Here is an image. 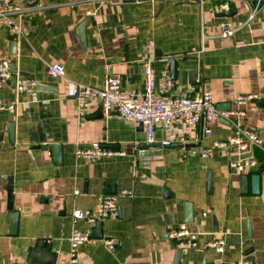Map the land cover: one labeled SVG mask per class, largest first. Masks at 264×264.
<instances>
[{
    "label": "crops",
    "instance_id": "crops-1",
    "mask_svg": "<svg viewBox=\"0 0 264 264\" xmlns=\"http://www.w3.org/2000/svg\"><path fill=\"white\" fill-rule=\"evenodd\" d=\"M11 2L27 11L20 22L25 36L13 35L0 22V58L29 75L17 79H34L46 90H38L32 102L11 82L0 87V264H69L73 229L89 228L85 221L74 224V214L94 208L108 182L117 194L134 195L121 197L117 216L101 221V239L80 247L84 264H174L179 250L180 264L264 263V152L215 146L228 143L237 124L264 133V0ZM225 12L235 14L220 17ZM88 19L83 45L78 29ZM222 22L234 28L231 37H221ZM147 61L158 77L174 81V92L195 86L211 92L218 106H230L226 113L233 115L223 119L228 123L215 122L210 136L201 128L159 129L157 144L147 145L142 129L115 113L102 114L98 100L82 116L68 96L69 82L102 88L107 65L122 75L124 88L142 91ZM57 64L65 74L55 80L48 68ZM243 95L259 99L240 104ZM181 136L188 139L185 146H161ZM95 143L123 154L77 156L79 148ZM50 145L60 152L44 149ZM144 146L154 148L141 151ZM193 148L212 154L204 158ZM248 159L257 166L244 172L230 166ZM253 175L261 177L259 194L252 191ZM188 205L192 223L186 222ZM183 223L199 234L195 247H180L171 237ZM222 238L224 254L206 247ZM107 239L117 241L115 250Z\"/></svg>",
    "mask_w": 264,
    "mask_h": 264
},
{
    "label": "built area",
    "instance_id": "built-area-1",
    "mask_svg": "<svg viewBox=\"0 0 264 264\" xmlns=\"http://www.w3.org/2000/svg\"><path fill=\"white\" fill-rule=\"evenodd\" d=\"M111 1L121 2L123 0ZM255 1L259 4L262 0ZM223 7L226 10L229 9L227 5ZM26 13V10L14 6L11 0L0 1V22L8 26L13 35L25 36L20 22ZM220 29L222 38H229L235 33L234 28L228 22H222ZM152 47L153 44H149V48ZM104 69L106 73L102 88L69 82L68 96L76 101L78 113L82 116L86 114L91 103L98 100L104 115L109 116L115 113L125 122L135 127H141L145 133L147 145L157 144V131L159 129L201 128L202 134L210 136L213 134L215 122L233 115V113H226L218 109V104L211 92L195 86L179 88L174 92L176 90L174 81L169 77H158L149 61L144 64L145 87L142 91L124 88L121 74L110 72L109 65L105 66ZM48 73L52 79L57 80L64 76L65 69L58 64L51 65L48 68ZM12 77L10 61L0 58V87L9 85ZM16 91L34 102L38 98V83L31 78L19 77L16 83ZM258 99L257 95H243L238 97V103L245 104ZM7 108L13 110L14 106L11 105ZM7 108L3 107L2 110ZM174 143L185 146L188 139L181 136L173 142L162 141L161 146L170 147ZM227 144L237 147L241 153L253 151L254 148L264 152V133L247 130L237 124L233 138L228 143H218L215 146L226 147ZM192 152L194 154L199 153L204 158L212 154L211 150L199 151L194 148ZM76 154L79 158L97 160L101 157L119 156L123 153L104 149L100 144L95 143L90 148H79ZM230 166L232 169L244 172L246 167H256L257 163L250 159L238 160L233 161ZM133 195V190H124L115 195H102L94 208L81 210L74 214V224L85 221L89 228L85 231L78 228L73 229L70 237L69 264H84L80 258V247L97 241L93 237V230L97 223L117 216L119 199L123 196ZM171 237L178 241L180 247H195L199 234L192 230L189 224L183 223L171 234ZM104 242L110 250H115L118 244L114 239H107ZM226 245V239L222 238L206 244V247L215 250L218 254H224ZM237 264L264 263L241 260Z\"/></svg>",
    "mask_w": 264,
    "mask_h": 264
},
{
    "label": "water",
    "instance_id": "water-1",
    "mask_svg": "<svg viewBox=\"0 0 264 264\" xmlns=\"http://www.w3.org/2000/svg\"><path fill=\"white\" fill-rule=\"evenodd\" d=\"M146 1H150V0H124V2H127V3L146 2ZM234 14H235V12H225V13L220 14V17H230V16H232ZM89 22H90L89 19L88 20H85L80 25V27L78 29L79 37H80L83 45L85 44L86 27L89 24ZM170 62H171V66L173 68L172 75H173V78H174V74H175V62H176L175 58H171ZM11 72L13 74V77L11 79V83H12V85L14 87H16L17 75H22V76L29 77V75H27V74L19 73L17 71V69L15 67H12V66H11ZM191 83L194 84L195 82L192 81ZM38 90L39 91L46 90V87L39 86L38 87ZM260 104L264 106V101H261ZM218 109L220 111L227 112V111H230L231 110V107L230 106H227V108H226V107H224L222 105H219L218 106ZM223 121L226 122V123H228L227 120H223ZM140 129H142V128L140 127ZM39 130H41L40 127H39ZM41 141L44 142V143L46 142V138L44 137V134L43 133H41ZM153 148H154V146H144V147L141 148V151L142 150H150V149H153ZM44 149H50L53 154H56L57 155V153L60 152L61 147L58 146V145H50V146H45ZM247 157H252V154L250 156H247ZM57 159L59 161L61 160V158L58 157V156H57ZM248 179L249 178H248L247 175L242 176V179H241L242 180V187H243L245 193H246L247 188H248ZM251 180H252V191H253V193L254 194H259L260 193V183H261V177H260V175H253L251 177ZM107 185H108V189L106 190V195H115V194H117V190H116L115 184L113 182H108ZM209 187H211V180L209 181ZM187 208H188V213H187V217H186V222L187 223H192L194 221V215H193L192 206H189L188 205ZM17 226H18V214H16V216H15V224H14L15 232H12V234L13 233H16ZM102 229H103V222H98L97 225H96V227H95V229H94V231H93V237L95 239H101L103 237ZM249 233H251L250 230H249ZM181 256H182V250H179L177 252V256H176V260H175V263L174 264H180V262H181ZM52 264H55V262H53Z\"/></svg>",
    "mask_w": 264,
    "mask_h": 264
}]
</instances>
